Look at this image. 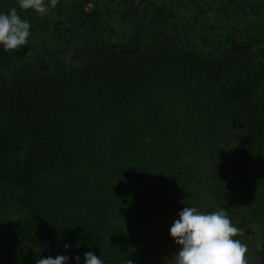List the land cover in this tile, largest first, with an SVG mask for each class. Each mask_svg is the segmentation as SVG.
<instances>
[{
    "label": "trees",
    "instance_id": "1",
    "mask_svg": "<svg viewBox=\"0 0 264 264\" xmlns=\"http://www.w3.org/2000/svg\"><path fill=\"white\" fill-rule=\"evenodd\" d=\"M168 1L177 19L181 11L190 16L201 9L222 28H247L255 18L264 19V0H251L255 7L242 12L234 6L241 0ZM212 12L220 18L212 19ZM80 20L81 32L96 25L88 30L89 40L80 39L81 64L74 69L56 55L35 52L33 45L10 52L0 48V69L5 70L0 71V264H36L58 255L80 256L83 264L86 252L104 264L129 258L117 216V205L128 201V192L119 181L118 203L109 206L102 200L98 174L111 163L117 172L127 169L126 153L131 150L139 159L157 134L144 131L129 143L132 133L116 129L104 136L98 123L108 116L109 106L119 110L143 104L148 94L142 89L165 86L175 70L186 73L184 78L219 84L215 93L228 118L166 132L160 150L178 174L167 194L147 209L139 231L156 224L160 249L171 205L203 213L224 208L240 230L236 239L247 245V264L261 258L264 264V53H252V35L218 59L196 62L177 40L156 32V23L147 28L151 44L136 28L126 31L122 21L124 26L111 25L98 6L81 12ZM95 31L102 33L96 37ZM147 47L150 52L143 56ZM184 156L187 160L180 163ZM130 173V183L143 184L140 166L133 163ZM70 264L75 262L70 259Z\"/></svg>",
    "mask_w": 264,
    "mask_h": 264
},
{
    "label": "rangeland",
    "instance_id": "2",
    "mask_svg": "<svg viewBox=\"0 0 264 264\" xmlns=\"http://www.w3.org/2000/svg\"><path fill=\"white\" fill-rule=\"evenodd\" d=\"M186 1L191 3L194 0ZM169 3L168 0H59L56 8L42 18L32 10H20L13 0H0V12L7 13L11 8L17 7L21 18L28 20L31 25L28 45H33L35 52L43 51L58 56L60 62L70 70L81 64L80 53L83 41L81 42L80 39L85 37L89 40L88 34L91 31L88 30L96 25L93 23L85 32H81L84 26L80 23V13L92 12L97 6L104 17L111 20V25L122 26V21L127 26L126 31L132 27L136 28L151 44L154 40L146 37L147 28L151 27L152 23H156V32H162L177 40L192 57H197L196 62L220 58L222 55L220 53L232 51V44L237 47L244 44L247 34H251L255 40L256 46L251 47L252 53H264V19L260 22L261 19L255 18L249 22L247 28L238 24L222 28L212 22L201 9L190 16L187 15L188 10L181 11L179 12L181 16L177 19ZM254 4L251 0H241L234 6L236 11L242 12L244 7L248 5L255 7ZM209 15L212 19L220 18L219 12H212ZM257 22L260 23L257 25ZM102 25L99 29L103 31ZM101 33L95 31L96 37ZM205 37L210 38L208 44L203 43ZM149 52L150 48L147 47L143 56L148 55ZM260 61H264V58H260ZM0 71L5 70L0 69ZM184 77L186 73L175 70L168 75L170 81L165 86L156 90L146 89L145 86L142 91L147 93L148 97L145 96L146 100L143 104L139 102L136 104L137 107L128 106L119 110H112L109 106L108 116L102 119L103 122L98 123L103 129L104 136H113V131L116 129L128 134L132 133L131 136L128 135L129 143L135 141V137L144 131H154L157 134L154 145L144 146L145 152H139L141 156L139 159L134 158L137 155L131 150L126 153L124 162L128 166L127 169L117 172V168L115 169L114 164L111 163L107 170L98 174L102 200L109 206L114 208L118 203L119 188H121L119 181L123 183V189L129 196L126 203L120 200L117 205V216L122 228L118 225L116 227L123 230L129 253V258L123 259L119 264H165L164 258L171 259L170 253L179 250L169 236L173 221L178 219L177 213L183 209L179 204L171 205L168 210L171 215H166L167 217L163 219L160 249L157 248L160 232L156 224L145 232L139 231L147 220L145 218L147 209L155 206L158 200L167 194L168 184H171L178 174L177 170L171 167L170 157L160 150L168 140L166 132L169 133L171 129L181 131L186 126H206L208 123L228 118L223 111L226 110L225 106L219 100L221 98L215 93L219 84L210 79L194 80L189 76ZM229 115L232 116L231 113ZM158 127L160 135H158ZM156 143L159 146L155 145ZM139 146L143 147V144ZM186 160L184 156L180 163ZM133 163L140 166L143 173V184L138 186L130 183ZM134 174L138 175L139 170L135 169ZM127 176L128 179L125 180ZM155 222L159 221L156 219ZM255 242L258 243L257 236ZM252 264H263V258L254 260Z\"/></svg>",
    "mask_w": 264,
    "mask_h": 264
},
{
    "label": "clouds",
    "instance_id": "3",
    "mask_svg": "<svg viewBox=\"0 0 264 264\" xmlns=\"http://www.w3.org/2000/svg\"><path fill=\"white\" fill-rule=\"evenodd\" d=\"M20 10H32L42 18L56 8L59 0H16ZM31 25L22 19L17 7L0 12V48L5 52L18 50L29 43ZM169 236L179 250L165 264H247V245L236 239L240 230L231 223L226 209L203 213L196 207H185L177 213ZM65 249L69 245L65 244ZM81 264L80 256L58 255L40 258L36 264ZM83 264H104L92 252L84 254Z\"/></svg>",
    "mask_w": 264,
    "mask_h": 264
}]
</instances>
